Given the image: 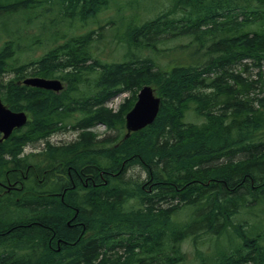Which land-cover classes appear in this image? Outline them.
<instances>
[{"label": "trees", "instance_id": "trees-1", "mask_svg": "<svg viewBox=\"0 0 264 264\" xmlns=\"http://www.w3.org/2000/svg\"><path fill=\"white\" fill-rule=\"evenodd\" d=\"M110 2L0 0L7 17L32 15L25 23L31 31L32 20L57 12L37 27L55 22L59 30L38 34V41L52 42L39 57H31L35 43L21 42V27L5 34L0 77L13 73L19 80L36 62L57 58L58 78L66 84L60 94L13 80L0 86L4 103L31 117L0 142V181L14 188H0V264H264V98L254 100L252 81L234 71L240 66L246 73L243 60L264 61V0H172L117 36L127 55L107 63L96 54L97 31L75 34L72 26H85ZM188 36L198 58L191 64L162 70L149 59L127 60L133 50H156ZM50 73L31 75L54 77ZM152 84L161 98L156 120L123 140V113L109 117L95 107L127 85L137 91ZM187 110L203 120L183 123ZM93 120L115 135L20 154L23 144L43 140L60 122L64 129L75 121L70 128L78 131ZM56 165L63 173L74 168L73 183L56 178ZM93 167L103 173L98 177ZM133 168L144 172L143 180L125 177ZM79 173L85 177H75ZM247 212L254 218L233 223Z\"/></svg>", "mask_w": 264, "mask_h": 264}, {"label": "rangeland", "instance_id": "rangeland-1", "mask_svg": "<svg viewBox=\"0 0 264 264\" xmlns=\"http://www.w3.org/2000/svg\"><path fill=\"white\" fill-rule=\"evenodd\" d=\"M171 3L172 0H113V2L108 4V6L102 9L101 12H97V15L92 18L93 20L87 25L88 28H97V26L102 27L109 22L112 23V25L106 26L100 32L101 40H98V51L96 52L100 60L107 63L122 62L127 55V45L123 42V39H118L117 37H115L116 35L114 36L113 32L120 33V35L117 36H123L125 29L132 25H138L146 20L154 18L157 14L161 13L162 10L168 8ZM56 13L57 12H54L41 17L38 21H36V19L32 20V24H34L35 27L34 31H31L25 27V23L27 22V20L31 19L32 15L25 14L23 12H19L18 14H14L13 16L9 17H7L6 15H2L0 16V30L2 34L8 35L9 33L15 31L17 28L21 27V30L23 32V38L21 39V42L24 44H28L30 42L38 44L39 38L37 36L39 33H42L43 36H45L47 34L54 33L55 31H59L55 22H53V24L46 29H40L37 27L40 25V19L53 20ZM72 28L75 29L73 31V33L75 34H79L84 31L83 28L77 29L78 24H75ZM61 29L67 32H71V30H69L66 25H61ZM182 36L184 37V35ZM189 38V36L188 38H178L176 40H170V38L169 40H167L169 41L167 44L161 45L159 43L158 46H155L156 50L146 49L137 51L136 55V50H133V58L138 60L149 59L154 64V66L159 67L162 70H166L168 65V67L170 68V66L178 64H191L192 62H196L197 58L195 53L196 46L195 44L189 46ZM167 41H163L162 43ZM50 47L51 45L41 48L36 52V55L34 54L31 57H38L44 54ZM23 59L24 58L21 55L18 56L16 64H19ZM55 59L56 60H51L47 63H44L43 61L36 62L35 64L31 65L33 69L32 67H28L26 69V71L24 72V77L38 76L31 75V72L39 71L51 72L50 74H53L54 77L58 78L59 71L58 69H56L58 65V59ZM242 62V65L247 64L248 70L246 71V73H244V68L240 67L238 69V72L241 73L242 77L245 80L247 79V82L252 81L253 89L251 90V97L254 100L258 98H264V61L252 64L250 63V60ZM236 68H238V66H236ZM16 79L17 76L15 74L6 73L0 77V86L5 85L9 80L15 81ZM127 87L130 88H127L124 91H121L105 99L95 108L103 111L105 113V116L107 115L109 117H118L122 113L124 115L126 104L135 91L133 86L127 85ZM136 93L137 92L135 91V96ZM42 99L43 97L38 98V100ZM254 104H257V102ZM211 113L213 114V110L211 111ZM222 113L223 112L219 110L214 111L215 115H221ZM203 118L204 117H198L193 112V110H187L183 114L182 122L188 123L187 121H192L199 123L203 120ZM60 126L62 125L57 124L56 129L50 131V134L46 135L43 140H39L33 143H27L26 145L23 144V149L20 154L38 153L41 152V150L45 149L48 144L50 146H52V144L54 146H59L72 140H82V138H91L93 140L99 141L107 134L114 136L116 133L114 130H110V128L106 127V125L100 120H93L92 126H90V128H82L79 131L71 129L70 126H65L64 129H60ZM125 177H132L137 178L138 180H143L144 172L140 168H133L127 171ZM200 207L206 209L203 206ZM246 218L254 217H251L247 212L244 215L233 217L232 221L236 224ZM223 241L224 243H226L227 237L224 238ZM210 242L211 243L207 244L208 246L206 245L207 247L205 248L208 256H211L213 253V238ZM112 257L113 255H106L107 259H111Z\"/></svg>", "mask_w": 264, "mask_h": 264}, {"label": "water", "instance_id": "water-1", "mask_svg": "<svg viewBox=\"0 0 264 264\" xmlns=\"http://www.w3.org/2000/svg\"><path fill=\"white\" fill-rule=\"evenodd\" d=\"M23 83L54 91H59L62 88L58 80L29 78L25 79ZM159 106L160 98L154 95V90L150 86L142 87L137 95L135 104L125 115V138L128 137L131 132L138 131L150 125L157 116ZM25 122L26 117L24 113L12 112L3 106L0 101V133L3 134V139L7 138L14 128L22 126Z\"/></svg>", "mask_w": 264, "mask_h": 264}, {"label": "flooded vegetation", "instance_id": "flooded-vegetation-1", "mask_svg": "<svg viewBox=\"0 0 264 264\" xmlns=\"http://www.w3.org/2000/svg\"><path fill=\"white\" fill-rule=\"evenodd\" d=\"M86 128H89V127H86ZM64 145H68L67 143H63V144H61V145H59V146H64ZM98 171V177L103 173V170H100V169H98L97 170ZM66 173H67V182H70V183H73V178H72V175L75 173V171H74V168H72V167H68L67 168V170H66ZM81 176H84L82 173H79V174H75V177H78V178H81ZM85 177V176H84ZM65 191H62V192H60V193H64ZM57 192H55L54 194H52L53 196H55V195H59L60 193H57ZM61 194V195H62ZM61 199H62V197H61Z\"/></svg>", "mask_w": 264, "mask_h": 264}, {"label": "bare ground", "instance_id": "bare-ground-1", "mask_svg": "<svg viewBox=\"0 0 264 264\" xmlns=\"http://www.w3.org/2000/svg\"><path fill=\"white\" fill-rule=\"evenodd\" d=\"M154 42H155V41H154ZM188 43H189V42H188ZM184 45H185V44H184ZM201 55H202V54H201ZM201 55H197V56L200 57ZM197 59H198V58H197ZM199 61H201V60H199ZM243 76H244V75H243ZM244 80H245V79H244ZM246 80H247V79H246ZM46 143H47V142H46ZM68 145H69V144H68ZM43 148H44V147H43ZM44 150H45V149H43V151H44ZM41 151H42V150H41ZM94 159H95V158H94ZM102 168H103V167H102ZM117 168H118V167H117ZM130 168H131V167H130ZM95 170H97L96 167H95V168L93 167V171H94V172H96ZM115 170H116V169H115ZM115 170H114V171H115ZM119 170H120V169H119ZM124 172H125V171H124ZM164 174H165V173H164ZM146 177H147V176H146ZM110 178H111V177H110ZM168 178H169V177H168ZM112 179H113V177H112ZM146 179H147V178H146ZM144 180H145V179H144ZM155 181H156V180H155ZM158 200H159V199H158ZM158 200H155V201H158ZM160 200H162V198H161ZM155 203H156V202H155ZM155 203H154V204H155ZM165 203H166V202H165ZM161 204H164V203H161ZM164 206H165V205H164ZM234 224H235V223H234ZM234 226H235V225H234ZM216 227H217V226H216ZM232 231H233V230H232ZM63 232H64V231H63ZM56 234H57V233H56ZM43 237H45V236H43ZM13 238H14V237H13ZM41 238H42V237H41ZM54 238H55V237H54ZM59 238H60V237H59ZM43 239H44V238H43ZM63 240H64V239H63ZM64 241H65V240H64ZM68 241H69V240H68ZM72 242H73V241H72ZM68 245H69V244H68ZM63 253H64V252H63ZM63 255H64V254H63ZM53 261H54V260H53ZM167 262H168V261H167Z\"/></svg>", "mask_w": 264, "mask_h": 264}]
</instances>
